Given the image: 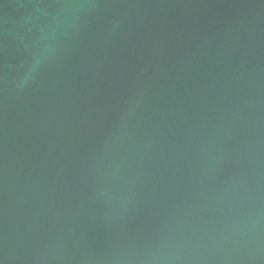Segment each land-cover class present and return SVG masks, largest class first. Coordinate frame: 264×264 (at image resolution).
<instances>
[{"label":"water","instance_id":"1","mask_svg":"<svg viewBox=\"0 0 264 264\" xmlns=\"http://www.w3.org/2000/svg\"><path fill=\"white\" fill-rule=\"evenodd\" d=\"M0 264H264V0H0Z\"/></svg>","mask_w":264,"mask_h":264}]
</instances>
